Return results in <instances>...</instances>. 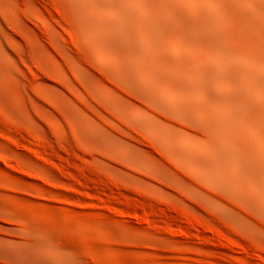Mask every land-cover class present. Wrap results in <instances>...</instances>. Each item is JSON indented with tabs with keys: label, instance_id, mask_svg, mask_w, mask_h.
<instances>
[{
	"label": "rangeland",
	"instance_id": "obj_1",
	"mask_svg": "<svg viewBox=\"0 0 264 264\" xmlns=\"http://www.w3.org/2000/svg\"><path fill=\"white\" fill-rule=\"evenodd\" d=\"M231 2L193 39L146 0H0V264H264V16Z\"/></svg>",
	"mask_w": 264,
	"mask_h": 264
},
{
	"label": "bare ground",
	"instance_id": "obj_2",
	"mask_svg": "<svg viewBox=\"0 0 264 264\" xmlns=\"http://www.w3.org/2000/svg\"><path fill=\"white\" fill-rule=\"evenodd\" d=\"M147 3L152 7V10L154 12V23L155 25L157 24H161L162 26V31H166L168 28L171 29L178 35L180 36H184V37H192L193 39H196V38H199L200 37V34L201 33H207L209 34L210 36L211 35H215V28L218 27V25L222 22L224 23L225 21L223 20V18L220 19L221 16H223L221 14L220 16V12L221 11V8H219L218 6H220V4L223 6L224 3H226L227 0H208L207 2V12H208V15L206 17H204L203 15L205 14H200V15H197L196 17H193V16H190V15H186L184 10L181 9V4H184V3H188V1L192 4H194V7L195 6H198V7H201L200 4L201 2H203V0H146ZM223 1V2H222ZM225 1V2H224ZM229 2L231 0H228ZM228 1L226 4H228ZM234 1V0H233ZM216 3V4H215ZM223 3V4H222ZM232 3V2H231ZM237 4V5H234V4ZM235 3L233 4L232 7L234 6H238V11L241 12V14H243L244 16H247L249 14H256L258 13L257 16H264V0H251V5L248 4V3H245L244 0H235ZM231 4V5H232ZM119 5H120V2H119ZM202 5V4H201ZM221 6V7H222ZM229 6V4H228ZM121 7V6H120ZM123 7V6H122ZM203 7V5H202ZM224 8V7H223ZM237 8L235 7V10L237 11ZM197 9V8H196ZM220 9V10H219ZM229 9V8H227ZM232 10V9H231ZM198 11V9H197ZM199 11H202L199 10ZM204 11V10H203ZM226 12V11H225ZM224 12V13H225ZM233 12V11H232ZM206 13V12H205ZM222 13V12H221ZM234 13V12H233ZM238 14V13H237ZM240 14V15H241ZM237 16V15H236ZM239 16V15H238ZM237 16V17H238ZM241 17V16H240ZM239 17V18H240ZM126 18V17H125ZM128 18V17H127ZM238 18V19H239ZM243 18V17H242ZM246 18V17H244ZM220 19V20H219ZM250 19V18H249ZM253 18H251L252 20ZM131 20V19H129ZM243 22L245 23V20L242 19ZM241 20V21H242ZM251 24H252V21H254V19L251 21ZM221 21V22H220ZM237 21V19L235 20V22ZM255 21H258L257 19ZM261 21V22H260ZM259 23L260 25L262 26L264 24V21L263 20H260ZM220 22V23H219ZM239 22V21H238ZM219 23V24H218ZM259 23H255L253 22V24L251 25L249 23V20H248V23L245 24V26H243V23H242V26L243 27H247L246 25H251V29L252 28H257L255 29L256 30V35L257 34H261V37H259V39L257 41H254L255 44L252 45V49H251V57L249 58V50H247L244 45L243 48H245L248 52H247V56H248V62L251 61L252 63H250L251 65L253 64L254 67L256 68L255 69V73H254V77L255 79L258 81L262 80L264 78V28L263 27H256L257 24ZM225 24V23H224ZM255 24V25H254ZM158 25V26H159ZM223 26V24H220L219 26ZM259 25V26H260ZM232 25H230L229 28H231ZM264 26V25H263ZM249 28V26H248ZM219 29V33L221 34V36L219 35V38L220 40L223 42V39L225 38L224 36V32L225 31H221V27L218 28ZM243 29V28H242ZM259 29V30H258ZM224 30H226L224 28ZM250 30V29H249ZM249 30H247V34L246 32L245 35L243 37L245 38H251L253 32H251V34L249 33ZM254 30V29H253ZM238 31L237 30V34H238ZM252 31V30H250ZM259 31V33H258ZM223 32V33H222ZM235 32V30H234ZM240 32V31H239ZM232 34V32H231ZM250 35V36H249ZM234 36V35H233ZM238 37V36H237ZM254 37V36H252ZM235 38V36H234ZM255 38V37H254ZM252 39V38H251ZM261 39V40H260ZM234 40V39H233ZM250 40V39H249ZM251 41V40H250ZM221 42V43H222ZM236 42V41H235ZM234 42V43H235ZM242 42V41H241ZM224 43V42H223ZM239 43V42H238ZM231 42L227 45H230ZM250 44V43H249ZM253 44V42H252ZM232 45H233V42H232ZM235 45V44H234ZM233 45V47H234ZM243 45V44H242ZM236 46V45H235ZM238 46V45H237ZM233 47H230L228 46L227 48L231 49ZM251 47V45H250ZM236 48V47H235ZM248 48V46H247ZM229 51V50H228ZM253 54V55H252ZM251 59V60H250ZM238 63H234V66H237V68H242L243 66V63H240V61H237ZM244 62V61H243ZM236 64V65H235ZM232 65V64H231ZM242 65V66H241ZM233 66V65H232ZM264 80V79H263ZM216 92H221L222 91V87L221 85H217L216 86V89H215ZM254 187V186H253ZM253 192V191H252Z\"/></svg>",
	"mask_w": 264,
	"mask_h": 264
}]
</instances>
